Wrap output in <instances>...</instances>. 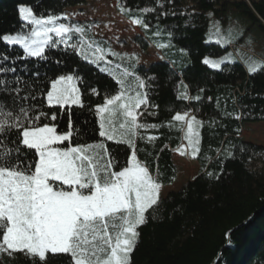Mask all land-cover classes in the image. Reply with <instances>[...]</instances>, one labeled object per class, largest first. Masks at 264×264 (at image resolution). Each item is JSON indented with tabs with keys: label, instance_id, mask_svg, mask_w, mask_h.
Instances as JSON below:
<instances>
[{
	"label": "trees",
	"instance_id": "1",
	"mask_svg": "<svg viewBox=\"0 0 264 264\" xmlns=\"http://www.w3.org/2000/svg\"><path fill=\"white\" fill-rule=\"evenodd\" d=\"M85 2L0 0V34H15L29 26L19 19L20 5L32 7L34 14L46 15L63 13ZM115 2L118 7V0ZM119 4L132 9L127 14L120 11L123 17L130 21L139 17L149 25L147 31L138 27L142 36H138L136 43L141 51L145 53L153 46L160 56L158 62L148 67L139 62L135 71L151 85L147 88L148 98L150 104L156 105L147 111L141 109L144 111L142 122L162 125L146 132L140 130L145 137L151 135L157 139L153 142L138 140L137 155L153 174L159 173L162 187L175 183L177 168L173 153L182 143L188 145L184 139L186 123L171 121V117L177 111H188L203 122L198 126L199 152L193 157L187 148L184 155L198 164L197 176L177 192L162 198L155 212L150 210L146 214L147 223L138 229L140 237L131 264H264V147L246 143L241 138L243 125L264 123V67L249 74L236 54H233L234 62L224 63L219 70L202 63L205 57L229 51V46L248 54L236 44H229L225 49L207 44V13L222 17L232 7L264 30V0H159V3L157 0H119ZM146 7L154 11H139ZM158 30L159 36L154 35ZM89 36L102 41L93 32ZM157 42L170 43V46L161 49L156 46ZM108 46L102 44V47ZM7 48L0 41V52ZM18 54H23L22 49L12 46L10 55ZM46 54L49 56L46 62L33 58L16 61L23 78L46 92L50 80L61 74L74 73L82 77L77 87L85 107L71 106L74 123L81 131V136L74 140L101 139L94 106L103 103L106 93L114 94L115 81L74 51H65L63 45ZM108 59L113 60V65L122 63L111 56ZM56 60L61 63L57 64ZM34 70L39 71V79L29 75ZM10 78L14 77L10 75ZM181 80L184 84H180ZM185 84L187 95L199 96V100L177 98L185 91ZM93 87L98 89V96L91 94ZM36 103H40L39 99ZM43 110L49 114L60 112L59 106L49 109L46 102ZM57 123L58 131L67 130V111ZM107 146L123 165L131 152L127 145L108 141ZM209 172L213 173L212 177L208 176ZM69 261L67 254L47 253L45 264H69ZM0 264L41 262L17 253L11 259L3 256Z\"/></svg>",
	"mask_w": 264,
	"mask_h": 264
},
{
	"label": "snow or ice",
	"instance_id": "2",
	"mask_svg": "<svg viewBox=\"0 0 264 264\" xmlns=\"http://www.w3.org/2000/svg\"><path fill=\"white\" fill-rule=\"evenodd\" d=\"M118 7L125 14L132 11L120 5L119 0ZM139 11L148 13L154 9ZM18 12L30 30L0 34V41L8 46L0 52V258L6 255L11 259L20 253L45 264L47 253H63L70 257L69 264H131L140 237L138 229L147 223L146 214L159 207L162 189L159 173L153 174L137 155L138 140L157 139L145 137L140 130L162 126L141 119L144 111L156 105L150 104L148 98L147 88L151 85L135 71L139 56L135 52L114 51L110 45L102 47L109 42L89 36L96 26L69 23V13L37 15L32 7L23 5ZM132 24L145 31L149 28L139 17H133ZM214 27L216 43L224 46L231 42V32L225 37L220 35L218 22ZM159 34V30L154 33ZM61 45L115 81L114 94L106 93L103 103L94 106L101 139L74 140L81 131L74 123L71 106L85 107L77 87L82 77L61 74L50 80L45 92L25 80L16 63L29 58L46 62L47 51ZM12 46H19L23 54L10 55ZM156 46L163 49L170 43L157 42ZM109 56L122 63L113 65ZM226 61L232 62L231 54L215 60L205 57L202 63L220 69ZM244 63L249 74L264 67V62L254 57H246ZM29 75L39 79L40 73L34 70ZM180 84L184 82L181 80ZM187 87L185 84V91L177 98L199 100V96L187 95ZM90 91L99 95L95 87ZM45 102L49 109L59 106V114L44 111ZM65 111L67 130L58 131L57 121ZM171 121L186 123L184 139L194 157L199 152L198 126L203 122L188 111H177ZM108 141L126 144L131 150L123 165L109 150ZM175 151L184 155V145Z\"/></svg>",
	"mask_w": 264,
	"mask_h": 264
},
{
	"label": "rangeland",
	"instance_id": "3",
	"mask_svg": "<svg viewBox=\"0 0 264 264\" xmlns=\"http://www.w3.org/2000/svg\"><path fill=\"white\" fill-rule=\"evenodd\" d=\"M63 13L71 14L70 20L67 21L69 23L84 22L95 25L96 27H94L92 32L96 37L107 40L114 51L137 53L140 63L146 67L160 58L158 51L153 46H150L145 53L141 51L136 43L139 39L138 36H142L138 28L139 26L133 25L132 21L123 17L115 0H86L84 5L66 9ZM207 22L205 35V42L207 44H216L223 49L228 47L229 44H236L244 48L248 53L244 54L239 51L241 49L229 46V51H225L216 57L207 58L215 60L231 54L232 62H234L233 54H236L246 67V70L247 66L244 63L246 57H254L264 62V30L259 27V25L247 19L242 13L232 7H230L227 13L222 17L215 15L213 12H209L207 13ZM217 22L221 30L220 35L228 37L229 32H231V42L224 46L215 42L214 25ZM30 28L31 26L29 25L25 27L24 31L27 32ZM231 47L232 49H230ZM225 63L231 62L226 61ZM207 66L211 68L209 65ZM241 138L246 143L264 147V123L243 125ZM175 163L177 168V179L171 187L161 189L160 199L167 196L170 192H177L198 174L197 164L187 156L179 155L175 157Z\"/></svg>",
	"mask_w": 264,
	"mask_h": 264
},
{
	"label": "crops",
	"instance_id": "4",
	"mask_svg": "<svg viewBox=\"0 0 264 264\" xmlns=\"http://www.w3.org/2000/svg\"><path fill=\"white\" fill-rule=\"evenodd\" d=\"M154 62H158V59H156ZM191 115V114H190ZM117 119L119 118V117H116ZM115 118V119H116ZM186 127H187V125H186ZM187 129V128H186ZM181 145H184L183 143L181 144ZM180 145V146H181ZM187 146L186 145H184V150H187ZM180 155V153L179 152H174L173 153V162H174V164H175V166H176V163H175V157H178ZM185 155V154H184ZM184 155H181V156H184ZM196 163V162H195ZM197 164V163H196ZM197 167H198V164H197ZM198 170H199V167H198ZM171 187V186H170ZM162 188H168V187H162Z\"/></svg>",
	"mask_w": 264,
	"mask_h": 264
},
{
	"label": "bare ground",
	"instance_id": "5",
	"mask_svg": "<svg viewBox=\"0 0 264 264\" xmlns=\"http://www.w3.org/2000/svg\"><path fill=\"white\" fill-rule=\"evenodd\" d=\"M230 49H232V47Z\"/></svg>",
	"mask_w": 264,
	"mask_h": 264
}]
</instances>
